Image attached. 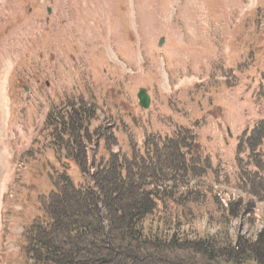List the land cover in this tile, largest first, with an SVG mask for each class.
Returning <instances> with one entry per match:
<instances>
[{
  "label": "rangeland",
  "instance_id": "1",
  "mask_svg": "<svg viewBox=\"0 0 264 264\" xmlns=\"http://www.w3.org/2000/svg\"><path fill=\"white\" fill-rule=\"evenodd\" d=\"M0 89V264H25L64 171L90 189L117 165L153 190L148 238L225 249L264 227V146L247 145L264 120V0H0Z\"/></svg>",
  "mask_w": 264,
  "mask_h": 264
},
{
  "label": "trees",
  "instance_id": "2",
  "mask_svg": "<svg viewBox=\"0 0 264 264\" xmlns=\"http://www.w3.org/2000/svg\"><path fill=\"white\" fill-rule=\"evenodd\" d=\"M178 136L186 137L183 133ZM247 145L252 150L264 146V120L256 123ZM78 162L81 163L79 159ZM104 170L111 172L104 175ZM98 173L97 170L96 176ZM92 181L95 185L89 189L75 184L64 171L57 178L56 186L60 187L38 199V211L31 218L34 220L24 250L25 264H197L178 255L182 251L201 255L204 264H240L248 259L264 264V227L254 239L239 235L225 249L215 247L208 238L184 242L174 237L166 242L148 238L140 219L153 210L155 192L142 188L129 173L122 174L117 165L103 167ZM95 187L109 215L108 224L101 222ZM252 192L256 193L255 188ZM259 197L264 198L262 192Z\"/></svg>",
  "mask_w": 264,
  "mask_h": 264
},
{
  "label": "water",
  "instance_id": "3",
  "mask_svg": "<svg viewBox=\"0 0 264 264\" xmlns=\"http://www.w3.org/2000/svg\"><path fill=\"white\" fill-rule=\"evenodd\" d=\"M50 9H48L49 11ZM163 39L161 38L159 41V44L162 43ZM137 98H138V104L141 107L147 108L150 103V98L149 95L147 94L146 90L141 88L138 93H137Z\"/></svg>",
  "mask_w": 264,
  "mask_h": 264
},
{
  "label": "bare ground",
  "instance_id": "4",
  "mask_svg": "<svg viewBox=\"0 0 264 264\" xmlns=\"http://www.w3.org/2000/svg\"><path fill=\"white\" fill-rule=\"evenodd\" d=\"M2 88H3V87H2ZM2 88H1V89H2ZM1 89H0V96H1ZM6 103H7V102H6ZM4 104H5V103H4Z\"/></svg>",
  "mask_w": 264,
  "mask_h": 264
}]
</instances>
